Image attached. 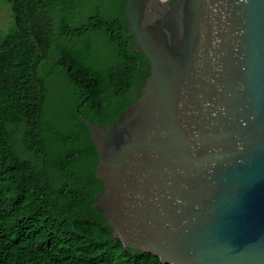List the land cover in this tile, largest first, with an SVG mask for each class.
Masks as SVG:
<instances>
[{"label": "water", "instance_id": "obj_1", "mask_svg": "<svg viewBox=\"0 0 264 264\" xmlns=\"http://www.w3.org/2000/svg\"><path fill=\"white\" fill-rule=\"evenodd\" d=\"M150 63L139 99L90 130L95 209L163 264H264V0H128Z\"/></svg>", "mask_w": 264, "mask_h": 264}, {"label": "trees", "instance_id": "obj_2", "mask_svg": "<svg viewBox=\"0 0 264 264\" xmlns=\"http://www.w3.org/2000/svg\"><path fill=\"white\" fill-rule=\"evenodd\" d=\"M0 31V264H163L124 248L95 209L90 130L141 96L150 63L128 0H8Z\"/></svg>", "mask_w": 264, "mask_h": 264}, {"label": "rangeland", "instance_id": "obj_3", "mask_svg": "<svg viewBox=\"0 0 264 264\" xmlns=\"http://www.w3.org/2000/svg\"><path fill=\"white\" fill-rule=\"evenodd\" d=\"M11 19V7L8 0H0V31L8 29Z\"/></svg>", "mask_w": 264, "mask_h": 264}]
</instances>
